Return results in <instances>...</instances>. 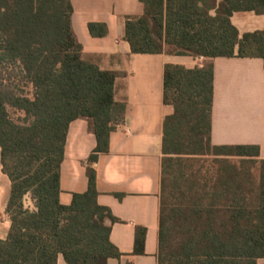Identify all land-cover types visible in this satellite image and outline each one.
Listing matches in <instances>:
<instances>
[{
    "label": "trees",
    "instance_id": "obj_1",
    "mask_svg": "<svg viewBox=\"0 0 264 264\" xmlns=\"http://www.w3.org/2000/svg\"><path fill=\"white\" fill-rule=\"evenodd\" d=\"M125 38L134 54L260 58L264 28L241 34L236 13L264 15V0H140ZM71 0H0V165L11 182L10 229L0 264H108L122 253L111 241L118 219L100 205L95 163L110 151L126 101L116 99L119 73L101 68L72 27ZM94 37L108 26L90 23ZM214 64H168L158 264H264V160L256 145L211 143ZM84 118L97 146L88 158V188L61 202V168L70 124ZM212 156L219 177L193 168ZM230 157L259 163V181L224 178ZM30 195L33 207L26 205ZM138 227L134 253L145 254ZM131 264V263H127Z\"/></svg>",
    "mask_w": 264,
    "mask_h": 264
},
{
    "label": "crops",
    "instance_id": "obj_2",
    "mask_svg": "<svg viewBox=\"0 0 264 264\" xmlns=\"http://www.w3.org/2000/svg\"><path fill=\"white\" fill-rule=\"evenodd\" d=\"M72 27L85 54L95 55L104 70L120 75L116 99L127 102L125 119L110 137V151L99 155L94 167L100 205L118 219L112 225L111 241L122 253L108 264H158L160 213L163 179L164 121L174 113L164 103V72L168 64L187 68L214 64V101L211 143L214 146L256 145L264 160V61L260 58H204L163 54H134L125 38L129 17L141 16L140 0H71ZM233 24L241 34L264 28V15L236 13ZM90 23L108 26L105 37H94ZM97 146L81 118L70 124L65 158L61 168V202L69 205L73 195L88 188V158ZM214 160L212 156H206ZM210 160V179L219 177V164ZM226 165L229 181L242 183L249 175L258 177L259 163L249 166L241 158L230 157ZM193 168L195 166L193 164ZM198 171V170H197ZM11 182L0 165V199L7 207ZM10 217L0 226V239H6ZM146 228L145 254L134 253L136 231ZM264 263V260H261ZM58 264H67L59 255Z\"/></svg>",
    "mask_w": 264,
    "mask_h": 264
},
{
    "label": "rangeland",
    "instance_id": "obj_3",
    "mask_svg": "<svg viewBox=\"0 0 264 264\" xmlns=\"http://www.w3.org/2000/svg\"><path fill=\"white\" fill-rule=\"evenodd\" d=\"M196 160L197 161L194 162L195 170H201V174H204V175H206L207 173L209 175L212 174V171H210V173L208 171L210 169V162L209 161L212 159H209V157H199V159H196ZM248 165L249 166H255V163L249 162ZM257 177H258V175L256 173L254 179L256 180ZM26 205L33 207V201L31 199L30 195H28L26 198ZM7 219H8V214L6 212L5 205L2 202V200L0 199V226H4Z\"/></svg>",
    "mask_w": 264,
    "mask_h": 264
}]
</instances>
